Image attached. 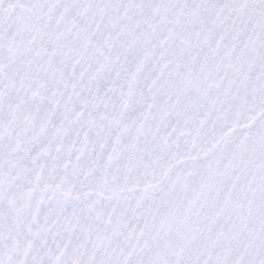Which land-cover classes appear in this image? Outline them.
Instances as JSON below:
<instances>
[{
	"label": "snow or ice",
	"instance_id": "6c2138e0",
	"mask_svg": "<svg viewBox=\"0 0 264 264\" xmlns=\"http://www.w3.org/2000/svg\"><path fill=\"white\" fill-rule=\"evenodd\" d=\"M0 264H264V0H0Z\"/></svg>",
	"mask_w": 264,
	"mask_h": 264
}]
</instances>
